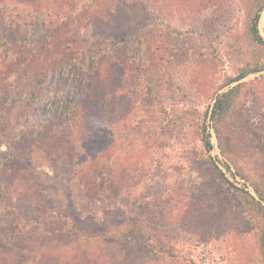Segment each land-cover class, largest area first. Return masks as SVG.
Listing matches in <instances>:
<instances>
[{"label":"rangeland","instance_id":"obj_1","mask_svg":"<svg viewBox=\"0 0 264 264\" xmlns=\"http://www.w3.org/2000/svg\"><path fill=\"white\" fill-rule=\"evenodd\" d=\"M256 4L0 0V264H264L263 222L216 168L264 187V70L226 85L264 65ZM239 83L218 137L215 98Z\"/></svg>","mask_w":264,"mask_h":264},{"label":"trees","instance_id":"obj_2","mask_svg":"<svg viewBox=\"0 0 264 264\" xmlns=\"http://www.w3.org/2000/svg\"><path fill=\"white\" fill-rule=\"evenodd\" d=\"M255 1L257 2L256 4L257 6H256V9L251 14L249 30H250L253 40L255 42H258L264 45V39L262 35L260 34V30H259V21L261 18V12L264 9V0H255ZM131 39L132 38H128V37H121L119 39H115L111 37L110 42H112L114 45L119 44L120 42H125L127 44L129 41H131ZM261 70H264V65L256 64L255 67L253 68H250V69L244 68L240 71V73L237 76L228 79L226 85H229L233 82L240 81L244 79L246 76H248L249 74L259 72ZM241 84L242 83H239L235 85L234 87L230 88L229 90L223 93L217 94V97L215 98L214 104L212 106L211 114H210V119L212 121L213 128L216 131V134L218 135V137H220V130L222 128V124L226 120L228 113L231 111V109L233 108V106L235 105L238 99ZM38 94L34 93L32 95L33 100L38 96ZM69 109L71 108L68 107L67 109H64V110L68 111ZM63 111H61L59 114L53 113V115L56 116V118L58 119H62ZM208 115H209V111L206 112V116ZM206 130H207V127L204 126V131ZM50 134H51L50 135L51 138L49 139V144L50 143L55 144V139H57V137L56 135H53V133H50ZM204 141H205V147L207 151H211L214 147L212 143V133H206V135L204 136ZM225 167L230 172H232V169L228 163H225ZM216 168H217V176L221 178L222 180L226 181L228 185L231 187V189L237 192L243 198V201L245 205L247 206V208L251 212L257 213L258 214L257 216L261 218L263 224H262L261 231H260L261 233H260L259 241H260L261 255L264 260V187H262L260 184L257 183V186L254 187V190L256 192V196H255L247 188L243 189V188L236 186L234 182L230 181V179L226 176V173L220 167H216ZM238 174L241 175L242 178H246L245 175L242 174L241 172ZM142 222H144L142 218L136 217L135 222L126 220L125 226H127L128 223L129 224L134 223L137 225ZM136 225H133V226H136ZM111 228H107L106 233L110 232ZM82 229L84 228H80L79 232H81ZM88 232L90 231L88 230ZM125 232L126 233L128 232V235L133 236L135 239H137L141 248L145 246L146 242L147 244H151L153 241L152 232L151 233H144L142 231L135 232L133 229H128V231L126 229ZM90 235H93V234L90 232ZM101 235L102 234H96L95 236H101ZM142 241H145V242L142 243ZM153 250H154V247H153ZM87 253L88 252H86V254ZM83 258L84 259L79 260L81 264H101L100 259L98 257L93 256L89 253L86 255V257L84 256ZM58 259L59 261L57 262V264H72L75 260H77V258L73 254H68L63 261L61 260V257H59Z\"/></svg>","mask_w":264,"mask_h":264}]
</instances>
